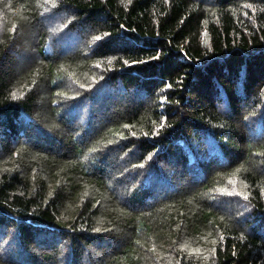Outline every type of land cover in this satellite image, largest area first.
Masks as SVG:
<instances>
[{
  "label": "trees",
  "instance_id": "trees-1",
  "mask_svg": "<svg viewBox=\"0 0 264 264\" xmlns=\"http://www.w3.org/2000/svg\"><path fill=\"white\" fill-rule=\"evenodd\" d=\"M0 264H264V0H0Z\"/></svg>",
  "mask_w": 264,
  "mask_h": 264
}]
</instances>
